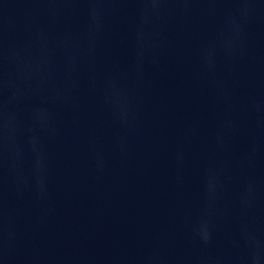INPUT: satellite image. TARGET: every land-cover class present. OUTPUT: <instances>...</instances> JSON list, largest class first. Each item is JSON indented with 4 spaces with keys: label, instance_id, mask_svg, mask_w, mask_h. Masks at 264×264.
<instances>
[{
    "label": "water",
    "instance_id": "1",
    "mask_svg": "<svg viewBox=\"0 0 264 264\" xmlns=\"http://www.w3.org/2000/svg\"><path fill=\"white\" fill-rule=\"evenodd\" d=\"M0 264H264V0H0Z\"/></svg>",
    "mask_w": 264,
    "mask_h": 264
}]
</instances>
